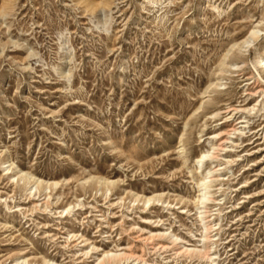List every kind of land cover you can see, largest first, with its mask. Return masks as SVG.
I'll return each instance as SVG.
<instances>
[{
	"label": "rangeland",
	"instance_id": "rangeland-1",
	"mask_svg": "<svg viewBox=\"0 0 264 264\" xmlns=\"http://www.w3.org/2000/svg\"><path fill=\"white\" fill-rule=\"evenodd\" d=\"M260 56L264 0H0V264H264Z\"/></svg>",
	"mask_w": 264,
	"mask_h": 264
},
{
	"label": "bare ground",
	"instance_id": "bare-ground-1",
	"mask_svg": "<svg viewBox=\"0 0 264 264\" xmlns=\"http://www.w3.org/2000/svg\"><path fill=\"white\" fill-rule=\"evenodd\" d=\"M258 35V30H251L250 32V37L249 39H247L244 43L247 44L249 46V44L251 43V39L252 37H255ZM230 52V49L229 50H220L219 53H217L219 56H227ZM225 60V59H224ZM225 62V61H224ZM257 63L264 68V56H260L258 59H257ZM212 156V153L210 152H207V153H202L201 156L198 158L197 162L198 163H201L203 161V159L207 158V157H210ZM25 173V172H24ZM211 172L209 171L208 174H210ZM26 175L28 176V178L30 179L31 176L28 175L26 173ZM209 188L208 185H206V183L204 181H201V184H200V189L199 191H201V194L199 196H201V198H198V200L201 201V203H203V201L207 200L208 199V196H207V189ZM206 255V253H204ZM203 254V255H204ZM206 257V256H205Z\"/></svg>",
	"mask_w": 264,
	"mask_h": 264
}]
</instances>
